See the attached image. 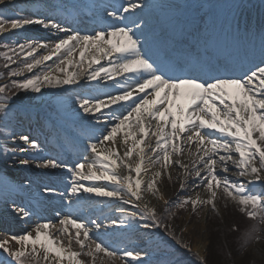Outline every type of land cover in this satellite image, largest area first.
<instances>
[{"label": "snow or ice", "instance_id": "6c2138e0", "mask_svg": "<svg viewBox=\"0 0 264 264\" xmlns=\"http://www.w3.org/2000/svg\"><path fill=\"white\" fill-rule=\"evenodd\" d=\"M142 6H146L143 0H128L125 6L107 11V16L127 20L118 13H130ZM60 7L53 3L43 11L22 15L25 10L18 9L13 0H0V38L8 35L11 39L30 25L64 33L51 42L42 39L0 45L4 49L0 50V114L9 121L14 109L26 108L34 101L31 94L43 98L44 88L78 84L81 78L113 80L116 94L77 100L79 109L102 125L97 142L88 145L93 158L86 157L70 167L38 152L33 156L39 148L37 140L26 134L17 138L12 133L13 140L21 143L12 149L4 147L0 163L12 159L13 164L25 167L35 163L36 168L66 170L70 175L68 198L77 197L76 202L78 193H87L133 205L138 211L121 219L122 225L127 220L129 228L135 227L132 221L138 216L143 221L141 228L163 229L156 243L163 246L164 254L155 264H179L168 254L172 245L164 238L170 237L175 245L191 250L166 223L175 216L172 209L191 208L196 213L207 207L215 213L218 196L234 202L239 213L253 221L244 232L242 246L264 239L260 235L264 196L246 188V184H264V44L259 64L239 74L195 65L177 67L167 52H154L147 38L141 41L144 29L135 20L131 21L135 30L126 24L109 25L110 30L81 35L49 18ZM9 11L14 14L7 15ZM104 59L109 67L101 65ZM48 61L53 63L49 65ZM118 76L123 82L116 81ZM151 169L155 170L149 175ZM173 169L177 170V196L166 199L159 185L164 177L173 180ZM84 181L107 184L86 185ZM108 184L113 187L109 189ZM44 191L54 189L45 187ZM146 197L163 202L159 213ZM13 211L24 220L30 216L15 204ZM90 224L97 231L102 227L96 220ZM90 224L67 213L58 225L37 223L19 235L4 234L0 236V264H129L128 257L138 264H152L145 260L147 252L121 254L109 248L99 237L94 238ZM231 230L240 229L234 225ZM201 264L205 262L201 260Z\"/></svg>", "mask_w": 264, "mask_h": 264}, {"label": "bare ground", "instance_id": "6f19581e", "mask_svg": "<svg viewBox=\"0 0 264 264\" xmlns=\"http://www.w3.org/2000/svg\"><path fill=\"white\" fill-rule=\"evenodd\" d=\"M44 1L49 0H13L16 5L18 3L25 5L28 13H33L38 10L43 11L46 8L45 5H42ZM64 1L72 5L78 11H80V7L82 8V6H77V0ZM258 1L260 0H251L248 4L253 5ZM171 2L175 4L182 2L183 6L174 8V6L170 4ZM198 2V0H143V4L146 6L135 9L130 13H118L119 16L128 17L129 19L127 20L108 17L107 11H112L116 7L125 6L128 3V0H88V4H86L83 11L88 15L86 19H89L88 22L90 24L93 22H101V24L108 29H110L109 25L124 26L126 24L135 30V25L131 23L132 20H135L136 23L140 24L144 29V35L140 36L141 41L147 38L152 42L153 47L172 46L178 48L181 52L189 53L192 57L200 56V59H206L208 62L212 63V66L215 62L224 61L225 67L224 70L220 68V73L237 74L238 72L247 70L253 65L259 64L261 60L262 44H264V17H260L261 15L263 16V14H260L258 11L254 19L250 20L251 5L248 6L247 4L245 9H243L246 10V13H243L244 15L242 14L243 18H239L236 21L232 10L233 0H230V3L228 2L227 5L224 4L225 6L223 5L221 8L218 7L211 10L213 14L208 25H198L192 16ZM239 3H237V7L239 6ZM49 18L65 29L70 30V32L73 31L72 27L75 23H80V18L76 13L70 15V18L69 16H55L54 14H51ZM233 24L236 25V27L231 31L228 26L231 28ZM83 29L85 28H81V30ZM85 33H81V35H84ZM15 34L20 38H25L23 41L46 39L51 42L55 41L57 36H64V33H56L55 30L49 31L40 25L26 26L24 30H20ZM13 41L18 42V38H15ZM41 52H44V50H41ZM55 59L56 58L53 57V60ZM76 59H79L78 54L76 55ZM46 63L51 65L53 61H48ZM100 63L105 67H109L106 59L101 60ZM99 66L100 65H93V67ZM13 67H15V65H13ZM37 71H39V69H37ZM88 81L94 82L96 85L99 84V86L102 84L105 85L103 89L91 93L90 95L92 96L105 98L107 93L116 94L117 92L116 84L115 86H112V84L109 83V81L113 80L103 78L92 81L87 78H81L78 84L64 85L57 88H44L42 89V93L45 97H49L54 93L86 84ZM116 81L123 82V77H116ZM113 83H115V81H113ZM65 108H67V112L62 114L61 119L69 121V124H71V126H73L78 132H83L85 137L69 136L60 130L59 127L55 126L56 123L53 125V123L49 124L50 122H47L52 120L43 119V121L46 122H43V126L40 130L41 137L38 136V139L41 138L39 145L46 144L53 148L56 153L54 159L57 160L59 159L57 157L66 158V156L69 155L72 159H76L79 155L83 157V160L86 157L89 159L93 158V154L88 150V145L97 142L100 137L102 125L97 124L93 116L83 113L82 110L79 109L77 101L67 103ZM107 111L108 110H105V112ZM26 135L30 136V133H26ZM214 135L219 136L218 133ZM15 142H17V144L21 143L18 139L15 140ZM122 151L123 150L121 149V153ZM35 153L36 152H33L32 155L34 156ZM234 156H237V154L234 153ZM25 158H31V156ZM185 162H187L186 158ZM229 167L231 168L232 166L229 165ZM154 170L155 169H151L149 175H151V171ZM13 171L20 174L23 180H27L26 189L28 190V193L23 194L21 201L17 198L20 203L33 204L34 206L43 209V200L50 199L51 203L54 202L51 205L52 214H58L60 218H62L64 214H71V210H65L64 207L59 204L72 203L74 204V209H76L73 217H78L89 224L93 219L92 216L100 215L102 219L97 222L104 224H101L102 227L98 231L90 224L93 228L94 238L99 237V239L105 241L108 246H111L114 250H118L121 254H123L124 251L147 252L149 255L148 257H145V260H151L152 264H155L156 260L153 259V251L161 247L156 243L157 240L153 239L155 232H145L141 230L140 227L129 228L127 226L129 221L125 220L123 225L120 223L121 219L124 217L120 218V220H116L112 214L108 213L109 205L113 202L117 205H121L122 208H125L130 213L138 211L133 205L125 204L118 199L100 198L95 194L87 193L77 194L80 197L79 202H76L77 197H71V199H69L67 187L69 183L66 180L64 182L56 181L57 179H65L64 175L67 173L63 172L61 169L36 168L35 163H33L32 166L28 167L18 165ZM172 176H177L176 169L172 170ZM133 177H135L134 173ZM52 179L55 182H52ZM44 180H48V183L51 185L57 184L59 187L63 186L66 190L64 198H57V194L54 192H45L44 189H42L43 187L40 186L39 183H36V181L40 182ZM172 181L173 182H170L167 180V177H164L163 182L159 185L166 199H168L169 192L174 189V186L178 187L176 180ZM98 182L100 185L107 184L106 181ZM82 183L88 185L89 182L84 181ZM189 183H191V180H189ZM107 186L109 189L113 187L110 184ZM252 186L261 187L264 191V184L256 183ZM48 195L56 198H47ZM201 195L203 196V193H201ZM146 199L150 201L151 206H163V202L158 201L156 198L146 197ZM10 201L11 205L8 210L4 211L3 214H0V236H3L4 234L19 235L25 230L35 226V224H31V222L18 217L13 211V204L18 203L14 198ZM82 207H86L90 212H83L81 210ZM62 211H65V213H62ZM113 220L117 222L115 225L111 223ZM106 222L109 223L106 224ZM141 222L142 221L139 220L138 216L132 221L135 226L139 225ZM203 223L204 222L196 224V229L191 233L192 249L198 253H203L207 245L206 236L204 235L203 230H201ZM69 227L71 229V226ZM72 231H74V229H72ZM136 240H141V243H138ZM127 259L138 264V262L131 257H128ZM65 264H67V261H65Z\"/></svg>", "mask_w": 264, "mask_h": 264}, {"label": "rangeland", "instance_id": "374dc122", "mask_svg": "<svg viewBox=\"0 0 264 264\" xmlns=\"http://www.w3.org/2000/svg\"><path fill=\"white\" fill-rule=\"evenodd\" d=\"M199 2L196 4L193 19L198 23V25H208L210 23L212 17V9L221 8L224 4L230 3V0H198ZM233 0V14L234 18L237 21L239 18H243V13H246L245 6L251 0ZM58 4L60 5L59 11L55 12V16L63 15L64 17L70 18V15L73 13L77 14L80 18V23H75L73 25V30L78 31L80 33L85 34H92L93 31H99L101 29L110 30L104 25H101V22H93L90 24L88 22L89 19H86L88 16L83 9H85L86 4H88V0H77L78 5L80 7V11L75 9L72 5L67 3L64 0H49L44 1L42 5L49 4ZM239 6L237 7L236 5ZM174 6V8L182 7L183 3H170ZM224 5V6H225ZM251 4H248L250 6ZM18 9H24L21 14L22 15H29L26 11L25 5L22 3H18ZM251 10V17L249 19H254L256 13L259 11L261 15L260 17H264V0H260L257 3H254L250 7ZM78 12V13H77ZM7 15H13V12L6 13ZM80 14V15H79ZM243 14V15H242ZM234 20V21H235ZM248 24V23H247ZM67 27V26H65ZM87 27V28H86ZM236 25H232L231 28H228L232 31ZM81 28H85L81 30ZM78 29V30H77ZM18 38L19 43H24L23 41L25 38H20L13 34L11 39L8 35L5 37L0 38V45L8 42H12L14 39ZM0 50H4L0 47ZM43 52H41L42 54ZM3 61L0 60V71H3L2 68ZM37 71V70H36ZM27 75H31L30 73ZM3 81L0 80V83ZM112 86H115L113 81H109ZM101 86V87H100ZM96 85L94 82L88 81V83L69 88L65 91L54 93L49 97L41 98V94L33 93L32 96L35 97L34 101L28 105L26 108H20L19 110L14 109L9 121H5L3 118V114H0V160H3V149L7 147L9 149L17 147V142H15L12 138V133L16 134V137L20 134L30 133V137L37 140L38 145L41 138L38 139V136L41 137L40 130L43 126V119H50L52 121L49 124L56 123L55 126L59 127L64 133L69 136L74 137H82L84 138L83 132L80 133L76 129H74L69 121H65L61 119L62 114L67 112V108L65 105L70 102H75L78 98H82L85 96L90 95L91 93H95L100 89H103L105 85ZM27 103V102H26ZM79 125V124H78ZM81 126V125H80ZM84 130V129H83ZM82 130V131H83ZM93 134V133H92ZM94 135V134H93ZM89 137V136H86ZM95 141V140H94ZM27 147V145H25ZM38 152L41 157H50L55 158L56 153L53 148L48 145H39V148L35 150ZM59 158L58 161L64 162L68 166H73L76 162L80 161L83 162L82 156H77L76 159H72V157L66 156L64 157H57ZM40 162V161H39ZM19 165V163L13 164L12 159H9L7 164L0 163V214H3L4 211L8 210L9 206L11 205V201L13 198L18 204L16 206L22 207L26 209L30 216L27 218L26 221L31 222V224L37 223H51V224H58L60 216L58 214H52L51 205L54 203L50 201V199L43 200V209L34 206L33 204H24L20 203L21 198H23V194H27L28 190L26 189L27 180H23L21 175L17 172L15 173L13 170ZM62 170V169H61ZM63 172L67 173L66 170H62ZM231 179H235V176L229 174ZM65 179H57L56 181L64 182L65 180L70 184V175L67 173L64 175ZM177 176H173V180H176ZM245 179V178H242ZM246 180V179H245ZM52 182H55L53 179ZM88 184H98V181H87ZM173 182V181H171ZM42 186V189L45 187L53 188L54 193H56L57 198L63 199L65 196V188L63 186H57V184H49L48 180L44 181H36ZM167 188V187H166ZM178 187L174 186V189L169 192L168 199H175L177 196V189ZM246 188L252 194H260L264 196L263 188L256 187L252 185H247ZM99 197V196H98ZM203 198H206V194L203 193ZM20 200L18 201L17 200ZM47 198H53L52 196L48 195ZM54 197L53 199H55ZM102 198V197H100ZM106 198V197H103ZM65 210L70 209L71 215L73 216L76 212L74 209V204L72 203H60ZM71 205V206H69ZM163 207V206H162ZM162 207H157L158 213L162 209ZM217 208L218 212H212L209 208L204 207L198 210V212L193 213L191 208L186 210H177L175 208L172 209L175 212V216L166 220V223H169L174 228L176 235L181 238L183 243L190 245V251L185 249L180 245H175V242L171 240L170 237L164 238L165 243L172 245L169 247L168 254H170L173 258L179 261V264H201V260L205 262V264H264V239L259 241H253L246 246L243 245V236L244 232L248 229V227L253 223V221L248 220L244 217L241 213H239L237 205L232 201H226L222 196H218L217 200ZM81 210L84 212H90L86 207H82ZM65 213V211H62ZM108 213L112 214L116 220H120V218L125 217L126 215L130 214L125 208H122L121 205H117L116 203H112L109 205ZM92 220L99 221L102 219L100 215L92 216ZM22 219V218H21ZM20 219V220H21ZM102 222V221H100ZM202 229L204 235L206 236L207 245L203 251V253H198L193 251L192 249V232L194 231L195 225L198 223H202ZM109 222H106V224ZM143 221L140 223L142 224ZM104 224V223H101ZM139 224V225H140ZM139 225L135 226L140 227ZM238 226L239 231H232L233 226ZM141 230L147 232H155L153 235V239L157 240L158 237L163 236V229L156 230H145L140 227ZM260 235L264 237V225L260 226ZM153 240V241H154ZM138 243H141V240H136ZM105 244L106 242L103 241ZM107 245V244H106ZM109 248L113 249L111 246ZM153 259L156 261L161 258L164 254V248L161 246L157 250L153 251ZM129 264H135L132 260L127 259Z\"/></svg>", "mask_w": 264, "mask_h": 264}]
</instances>
